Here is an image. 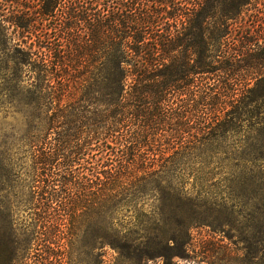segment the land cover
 <instances>
[{"label":"trees","instance_id":"obj_1","mask_svg":"<svg viewBox=\"0 0 264 264\" xmlns=\"http://www.w3.org/2000/svg\"><path fill=\"white\" fill-rule=\"evenodd\" d=\"M250 2L0 0V95L24 91L29 108L30 232L26 244L14 232L9 264H23V248L29 264L188 257L204 222L144 223L138 206L148 193L182 194L187 173L202 189L210 148L264 127V98L246 79L261 59L249 38L223 40Z\"/></svg>","mask_w":264,"mask_h":264},{"label":"rangeland","instance_id":"obj_2","mask_svg":"<svg viewBox=\"0 0 264 264\" xmlns=\"http://www.w3.org/2000/svg\"><path fill=\"white\" fill-rule=\"evenodd\" d=\"M237 22L235 30L223 40L236 46L242 40H251L261 67L246 79L253 78L251 85L256 84L253 98H264V56H260L264 51V0H251ZM26 104L24 91L13 97L0 95V264H9L14 232L22 244H26L30 232ZM210 150L213 155L206 154L200 166L203 188L191 190L193 177L187 173L182 194L148 193L138 206L142 222L159 219L158 213L166 220L149 224L204 222L191 230L192 246L179 264H251L242 261L247 253L258 254L257 264H264V161L257 155L264 153V127L233 129ZM187 200L198 204L191 208ZM210 245L223 249L211 256L204 250ZM227 250L230 255L222 253ZM24 256L23 248L20 258L23 264H29Z\"/></svg>","mask_w":264,"mask_h":264}]
</instances>
